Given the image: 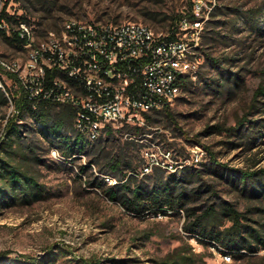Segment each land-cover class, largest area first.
<instances>
[{"label":"rangeland","instance_id":"obj_1","mask_svg":"<svg viewBox=\"0 0 264 264\" xmlns=\"http://www.w3.org/2000/svg\"><path fill=\"white\" fill-rule=\"evenodd\" d=\"M196 2L202 5L198 13ZM11 6L35 24L39 35L59 29L71 16L143 22L166 31L181 16L193 13L201 21L196 46L200 63L188 89L167 111L151 112L152 120L139 125L141 133L119 125L98 140L85 137V144L76 145L70 157L63 153L60 135L48 132L26 112L20 115L16 104L23 90L19 83L3 78L1 89L7 102L0 106V141L6 136L8 119L13 118L21 125L24 145L18 158L36 174L45 193L30 204L0 206V252H10V258L20 254L44 257L47 250L61 247L65 252L56 256L55 264H63L65 256L90 264L94 260L100 264H171L183 254H193L195 264H247L246 258L224 260L219 244L201 239L198 229H189L193 218H188L186 208L205 206L220 196L257 223L264 222V199L244 194L239 184L236 187L226 179L229 172L214 164L234 170L235 176L240 169L264 167V97H257L251 107L256 89L264 87V0H16ZM11 45L8 51L6 42H0V49L10 56L19 50L17 44ZM211 59L218 61L224 73ZM60 108H51L52 114ZM225 127L237 129L229 133ZM76 132L72 117L71 126L65 125L62 134L73 140ZM119 150L131 161L125 177L106 164L105 157ZM166 151L170 152L167 157ZM187 168L200 172V177L188 179L189 190L212 184L215 192L204 189L188 199L184 208L164 207V212L135 215L104 191L129 175L133 185H151L156 175L166 178ZM230 224L227 220L223 227ZM256 254L264 255V245Z\"/></svg>","mask_w":264,"mask_h":264},{"label":"built area","instance_id":"obj_2","mask_svg":"<svg viewBox=\"0 0 264 264\" xmlns=\"http://www.w3.org/2000/svg\"><path fill=\"white\" fill-rule=\"evenodd\" d=\"M15 1L0 0V42L8 51L9 44L19 46L10 56L0 49V87L8 77L29 99L74 108L82 139L98 140L107 125L142 124L145 113L171 106L196 76L200 20L182 16L174 30L163 31L143 22L71 16L39 35L11 10ZM201 7L196 2L194 11ZM220 255L231 260L229 253Z\"/></svg>","mask_w":264,"mask_h":264},{"label":"trees","instance_id":"obj_3","mask_svg":"<svg viewBox=\"0 0 264 264\" xmlns=\"http://www.w3.org/2000/svg\"><path fill=\"white\" fill-rule=\"evenodd\" d=\"M186 17L194 18V14L188 13ZM174 27L172 26L168 30H174ZM211 61L216 64L219 70H221V73H224V68L221 67L217 60L211 59ZM188 86L189 84L184 87V90H187ZM260 96L264 97V87L262 85L256 89L251 107L255 106V101ZM6 102L7 98L0 87V106ZM34 104L35 108H33ZM262 104L264 105V101H262ZM55 106L61 108L57 114H52L51 108ZM16 107L20 115L26 112L42 125V127H45L48 132L60 135L65 143L63 153L66 157L72 155L73 148L76 145L82 147L85 144V139H82L77 134L73 140H70L68 136L62 134V129L65 125L71 126L72 117L75 113L74 108L67 105H57L44 100L35 101L29 99L24 92L20 94V99ZM163 110L167 111V108L159 110V112ZM167 114L171 116V113L168 112ZM145 116L146 121L150 122L152 120L151 113H145ZM241 124L242 121H239L238 126ZM125 126L132 130L133 133H141L143 130L139 125ZM213 127H217V130L221 131V128L218 126ZM224 129L230 133V131L236 130L237 127H225ZM5 130L6 136L0 141V206L30 204L42 199L45 193L43 185L38 181L36 174L31 168L27 167L28 164L20 162L18 158L20 146H24L20 142L22 138L21 125L13 118H9ZM112 131L111 126L107 125L106 132L111 133ZM28 149L31 150L30 147ZM24 152L23 150V155L27 159H31ZM108 156L105 157L107 158L106 164L108 168L112 172L120 171L121 176L125 177L127 171L132 168L130 158L126 153L119 150L113 155ZM212 159L214 160L213 157ZM214 164L219 166L223 171L227 170L229 175L226 179H230L236 187L239 184V189L244 194L247 193L256 198L264 199V167L255 170L240 169L238 175L235 176L233 174L234 170L217 162ZM120 168H126L127 170L122 171ZM153 168L154 170L159 169L157 166ZM218 172L222 175V172L219 170ZM194 175L200 177V172L197 170V173H193L188 168L185 170L182 169L179 174L171 173L166 178L156 175L151 185H133L128 179L130 177L129 175L126 180L123 181L121 178L120 182L107 186L104 191L110 199L120 202L126 210L133 212L135 215H141L146 211H152L153 213L164 212L166 211L164 207L168 209L184 208L187 205L188 199L197 196L204 189V191L211 189L212 193L215 192L212 184H200L189 190L186 183ZM186 212L188 218H193L188 228L192 230L198 229V236L200 235L199 237L201 239L209 238L213 240L214 243L220 245L222 253H229L236 260L246 258L247 264H264V255L257 256L256 254L259 247L264 245V222L257 223L246 212L240 211L232 202L220 196L205 206L186 208ZM227 220L231 224L223 227ZM64 252L65 250L63 248L58 247L55 250H47L44 257L20 254L14 258H10L8 256L10 252L1 251L0 264H4L6 261L21 262L24 264H55L56 256L58 254L63 255ZM170 263L195 264V258L193 254H183L179 257H174ZM63 264L90 263L87 260H78L74 257L69 258L65 256ZM93 264H100V262L94 260Z\"/></svg>","mask_w":264,"mask_h":264},{"label":"crops","instance_id":"obj_4","mask_svg":"<svg viewBox=\"0 0 264 264\" xmlns=\"http://www.w3.org/2000/svg\"><path fill=\"white\" fill-rule=\"evenodd\" d=\"M4 78H6L7 80H10V81H11V79H10V78H8V77H4Z\"/></svg>","mask_w":264,"mask_h":264}]
</instances>
